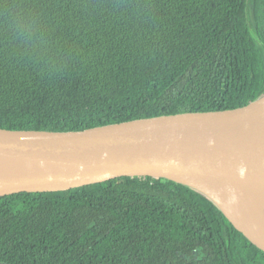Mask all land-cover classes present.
<instances>
[{
    "label": "trees",
    "instance_id": "trees-1",
    "mask_svg": "<svg viewBox=\"0 0 264 264\" xmlns=\"http://www.w3.org/2000/svg\"><path fill=\"white\" fill-rule=\"evenodd\" d=\"M264 95V0H0V129L68 132ZM0 264H264L204 194L117 178L0 198Z\"/></svg>",
    "mask_w": 264,
    "mask_h": 264
},
{
    "label": "water",
    "instance_id": "water-1",
    "mask_svg": "<svg viewBox=\"0 0 264 264\" xmlns=\"http://www.w3.org/2000/svg\"><path fill=\"white\" fill-rule=\"evenodd\" d=\"M123 177L166 179L204 194L264 253V95L232 110L80 131L0 129V198Z\"/></svg>",
    "mask_w": 264,
    "mask_h": 264
}]
</instances>
